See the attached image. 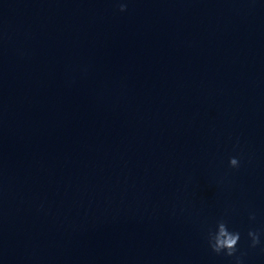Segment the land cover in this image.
Here are the masks:
<instances>
[{
	"label": "clouds",
	"instance_id": "1",
	"mask_svg": "<svg viewBox=\"0 0 264 264\" xmlns=\"http://www.w3.org/2000/svg\"><path fill=\"white\" fill-rule=\"evenodd\" d=\"M118 6L120 12L127 11L128 0H119ZM240 163V159L236 156L229 158V167L231 168H239ZM255 219V213L251 212L249 220L255 221ZM262 236H264V232L250 228L247 232L249 247L255 249L258 246H262ZM206 239L212 253L232 258V264H244V254H238L241 233L231 229L223 217L216 221L214 228H208ZM262 250H264V247H262Z\"/></svg>",
	"mask_w": 264,
	"mask_h": 264
}]
</instances>
